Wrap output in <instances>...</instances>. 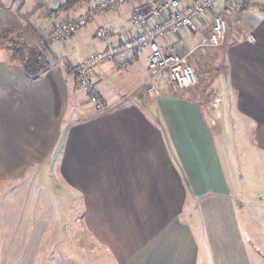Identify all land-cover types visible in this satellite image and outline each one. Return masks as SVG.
<instances>
[{
	"label": "crops",
	"instance_id": "1",
	"mask_svg": "<svg viewBox=\"0 0 264 264\" xmlns=\"http://www.w3.org/2000/svg\"><path fill=\"white\" fill-rule=\"evenodd\" d=\"M59 2L47 0L24 15L31 14L27 24L37 27L38 35L51 26L47 12ZM96 2L87 0L64 13L93 17L75 36L45 40L49 67L36 80H28L0 48V72L6 77L0 80V103L6 101L8 112L12 106V115L0 125V144L9 141L0 153L19 167L27 154L19 148H30V157L60 150L62 178L83 203L84 231L107 257L100 264H252L251 241L238 216L245 208L227 187L215 141L232 132L241 148L250 145L264 153V0L232 6L218 0L216 13L229 28L220 56L207 53L220 80L212 99L173 93L167 74L149 69L146 50L124 51L97 64L101 111L77 88L70 70L90 53L106 51L132 35L133 8L148 4L132 2L98 16ZM4 13L0 10V34L18 30L20 19L9 15L8 21ZM205 24L211 32L212 18L205 15L190 28L167 33L160 44L189 59L198 52ZM100 27L109 30L106 40L94 38ZM207 102L223 109L225 129L217 123L221 113L212 115ZM17 104H23L24 112L13 113ZM10 152L19 163L10 162ZM244 213L250 229L255 220L248 209ZM34 246L24 258L6 264H34Z\"/></svg>",
	"mask_w": 264,
	"mask_h": 264
},
{
	"label": "rangeland",
	"instance_id": "2",
	"mask_svg": "<svg viewBox=\"0 0 264 264\" xmlns=\"http://www.w3.org/2000/svg\"><path fill=\"white\" fill-rule=\"evenodd\" d=\"M46 2L47 0H0V10H4V16L7 19L9 15L11 19L15 16L20 19L19 34L28 21L23 16L47 4ZM43 11L38 10L36 13L42 14ZM215 15L220 16L216 12ZM208 16L214 18L213 14ZM223 21L225 22V19ZM206 25H202L205 28L200 34L203 40L197 44V51L200 54L193 53L189 59L187 55H179L183 57L185 64L193 67L196 84L186 90L174 89L169 84L173 93L188 94L192 98H197L201 93L202 98L212 99V94L215 92L214 87L216 84L219 85L220 80H216L215 76L218 69L214 68L215 63H209L210 54L207 53L218 52L220 56L225 36L219 45H209L207 41L212 28L210 32L209 26ZM33 28L38 33V28ZM228 28L229 26L227 27L225 23V34ZM208 32H210L209 37L206 38ZM45 39L47 40L46 37ZM1 44L2 42H0V48L3 50ZM196 58L197 64L195 65L193 60ZM218 60L221 63V59ZM0 78V80L6 79L1 72ZM156 79L157 76L154 75L153 82ZM209 103L207 102V107L208 110H212V115H214L213 112L221 113L217 117V123L220 128L225 129L226 116L222 115L223 109L219 108L218 103L209 107ZM8 109L6 101L0 103V114L2 115L0 125L2 127V123H5L3 120L12 115V106L9 112ZM13 110L16 114L19 111L24 112L25 108L23 104H17ZM237 136L238 134L232 132H223L222 136H217L215 149L229 191L233 196H238L239 203L244 205L245 210L248 209L252 213V218L255 220L251 219L249 229L250 218L244 213L245 210L238 212L240 207H237L241 229L251 241L249 248L252 250V264H264V153L256 152L250 145L241 148L240 141H234ZM3 144L8 146L9 141L6 140L0 144L1 149L6 150ZM19 149L27 152L26 157L25 155L20 157L22 163L19 167L15 164L12 166L8 163L7 155L0 153V161H2L1 157L6 160L4 163L0 162V244H4L2 248L0 247L2 264H6L7 260L24 258L32 245L36 246L34 264H100L107 257L103 250H98V243L91 237L88 238L84 231L83 203L79 194L72 192L62 178L60 150L51 148L50 155L49 151L44 156L46 151H43L39 157H30L32 155L29 152L30 148ZM36 149L40 151V148ZM11 160L19 163V160L12 157V152H10V162ZM260 218L261 220H258ZM261 244L262 246H256Z\"/></svg>",
	"mask_w": 264,
	"mask_h": 264
},
{
	"label": "built area",
	"instance_id": "3",
	"mask_svg": "<svg viewBox=\"0 0 264 264\" xmlns=\"http://www.w3.org/2000/svg\"><path fill=\"white\" fill-rule=\"evenodd\" d=\"M142 0H97L95 14L104 16L107 10H117L120 6ZM227 4H238L242 0H225ZM148 8L136 5L131 13L130 23L134 27L132 35H128L121 44H113L106 51L92 52L82 61L75 64L71 73L77 88L97 111L103 110V103L96 91L95 72L98 62L112 60L124 51L136 53L147 52V63L151 71L165 72L172 88L186 90L196 84L192 66L185 64L182 56L171 46L164 47L160 40H165L167 33H177L190 28L196 20L205 15L213 14L212 33L208 39L211 46L221 43L225 34V24L220 16L215 15L218 0H146ZM93 17L77 15L54 23L45 33L51 42H59L76 35L87 26ZM109 30L104 27L96 29L94 38L106 40ZM125 66V64H122Z\"/></svg>",
	"mask_w": 264,
	"mask_h": 264
},
{
	"label": "trees",
	"instance_id": "4",
	"mask_svg": "<svg viewBox=\"0 0 264 264\" xmlns=\"http://www.w3.org/2000/svg\"><path fill=\"white\" fill-rule=\"evenodd\" d=\"M59 1V5L56 10H49L47 12V17H52L53 19L51 25L56 22L62 21L65 18H68V16L65 17L64 13L72 11L87 0ZM242 2H244V0H242ZM60 15H63V17L61 16L60 18H58ZM26 16H23L25 20L27 19ZM50 27L44 31L43 36L38 35L36 30L32 26H30V24L24 25L22 32L19 34V29L15 30L12 33L6 31L0 34V42H2V49L6 51V53H8L7 57L9 62L13 65L19 66V68L23 71L27 79L30 81L38 79L46 70H48V59H46L43 54H45L44 49L46 46V39L44 34L50 29ZM33 31L35 32V34ZM33 35H35L36 37L33 38Z\"/></svg>",
	"mask_w": 264,
	"mask_h": 264
}]
</instances>
